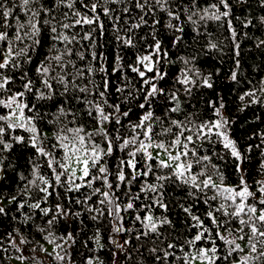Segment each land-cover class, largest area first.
<instances>
[{
	"label": "trees",
	"instance_id": "trees-1",
	"mask_svg": "<svg viewBox=\"0 0 264 264\" xmlns=\"http://www.w3.org/2000/svg\"><path fill=\"white\" fill-rule=\"evenodd\" d=\"M0 198V264H264V0H0Z\"/></svg>",
	"mask_w": 264,
	"mask_h": 264
},
{
	"label": "rangeland",
	"instance_id": "rangeland-1",
	"mask_svg": "<svg viewBox=\"0 0 264 264\" xmlns=\"http://www.w3.org/2000/svg\"><path fill=\"white\" fill-rule=\"evenodd\" d=\"M20 107L17 106L16 104H11L10 107V115L9 117L11 118V120L18 122L20 120V116L21 112H20ZM20 123V122H19ZM28 128L31 132L34 131L33 126H23ZM223 136V142L227 145H232L231 141L229 140V138L227 137V135H225L224 133H222ZM144 149L147 155H150L152 157L157 158L161 163H163L164 165H169L172 166L174 169L176 170H182L185 167V163L182 159V156L180 155V151L178 149V146H173V147H159L153 144H146L144 145ZM66 168L71 171L73 174L81 177L83 175L86 174V166H85V162L84 160L80 159V158H70L67 161L66 164ZM238 192V191H237ZM224 194L226 196H228V198H235V194L229 189H227ZM240 194V192H239ZM241 195V194H240ZM8 201H4L3 199L0 198V207H3L5 204H7ZM19 250L20 247H18ZM55 248L53 245L51 244H47L45 245L44 249L42 252H40V256L43 259H46L47 261H49L47 259V255L45 254L46 252H52L54 251ZM57 253V251H55V254ZM62 254L63 253H59V258H62ZM215 256V254L213 255ZM211 260V257H206L203 260H196V259H192L190 261V264H209ZM11 261L13 262V264H39L37 261H29L26 260L23 257L20 258H12ZM88 264H94V261H90Z\"/></svg>",
	"mask_w": 264,
	"mask_h": 264
}]
</instances>
